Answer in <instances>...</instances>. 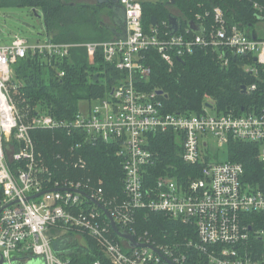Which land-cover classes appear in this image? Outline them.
<instances>
[{"label": "built area", "instance_id": "built-area-1", "mask_svg": "<svg viewBox=\"0 0 264 264\" xmlns=\"http://www.w3.org/2000/svg\"><path fill=\"white\" fill-rule=\"evenodd\" d=\"M120 3L127 14L126 40L84 45L50 40L31 45L15 36L11 43L0 44V255L6 264H16L20 254L27 259L40 257L45 264H73L53 250L49 232L57 231L88 235L108 264H264V106L243 110L242 115L221 113L207 98L203 112L175 114L166 111L158 91L147 92L138 85L151 75L146 64L151 50L171 70L175 60L200 50L211 53L223 68L241 57L246 62L243 70L259 77L264 72V38L231 25L221 8L195 15L192 22L202 32L188 26L183 33L172 34L167 22L163 28L157 25L146 31L141 3ZM254 7L264 19V6L255 3ZM74 48H84L93 59L102 54L123 77L95 106L80 108L74 119H57L21 96L23 83L16 78L15 66L21 59L37 58L61 79L65 72L60 66ZM257 90L258 84H253L247 94ZM36 130L75 134L88 144L112 147L125 175L124 198L108 197L103 180L54 179L37 152ZM168 133L181 147L182 163L201 170L183 177L164 174L150 184L149 168L160 162L150 138ZM210 141L222 150L233 141L257 146L262 179L247 181L241 163L211 162ZM80 148L81 143L70 148L73 159L68 163L86 170L87 162L77 153ZM139 211L164 213L192 228L194 236L190 233L183 241L159 245L136 231ZM110 218L120 233L152 248H136L122 240Z\"/></svg>", "mask_w": 264, "mask_h": 264}, {"label": "trees", "instance_id": "trees-1", "mask_svg": "<svg viewBox=\"0 0 264 264\" xmlns=\"http://www.w3.org/2000/svg\"><path fill=\"white\" fill-rule=\"evenodd\" d=\"M255 3L264 6V0L144 2L142 3L143 25L146 31H150L152 18L155 17L157 25L163 28V23H169V18L173 15L171 8H176L180 13L178 19L183 33L189 23L195 20L196 14L221 8L231 25H237L249 35L257 37L254 27L261 21L254 7ZM0 6L41 10L48 32L55 43L80 44L85 43L86 40L95 41V38L88 36L87 39L82 40L74 38V33L83 31L80 22L73 14V10L80 6L72 7L64 0H0ZM86 7L88 10L92 9L93 14L99 13L103 8ZM84 24L91 25L95 33L100 35L101 43L111 40L106 30L98 27L94 19H85ZM87 55L84 48H74L60 66L65 72V76L61 79L57 78L55 70L42 60L21 59L15 66L16 78L23 83L21 96L34 107H39L42 112L57 119H74L80 110L81 102L96 101L110 96L123 77L115 67L105 63L102 54L99 53L94 57V65H90ZM146 56V64L151 68V75L146 81L138 82V85L147 92L163 91L165 95L161 101L169 113L199 114L203 112L207 98L215 103L221 113L234 111L236 115H242L243 110L249 111L264 106V72L259 77L246 73L243 70L246 62L241 57L233 58L231 65L223 68L211 53L200 50L195 55L186 57L183 62L175 60L171 70L155 51L147 52ZM253 84H258L256 93L243 94L242 87ZM33 138L37 152L44 157L54 179H91L93 182L103 180L108 197L124 198L125 175L122 163L112 147L106 144H88L79 135L69 136L64 132L47 130L34 131ZM78 143L82 144V148L77 149V153L87 162L86 170L75 169L68 163L72 158L70 148ZM149 143L152 151L158 153L160 157V162L155 167L149 168L150 184L164 174L183 177L189 172H200V167L194 170L182 163L181 147L173 134L151 136ZM258 149L253 144L233 141L227 150V161L241 163L246 170L247 181L250 182L262 179L263 167L258 162ZM2 199L3 190L0 187V201ZM135 227L139 235L148 234L151 240L159 245L183 241L190 233L194 236L192 228L183 225L180 221L170 219L164 213L139 211ZM81 236L86 240L87 248L72 246V253L68 256L62 254L61 257L69 258L73 264H93L97 261L108 264L94 239L88 235ZM117 240L120 241L119 238ZM21 257L26 258V255L20 254L19 258Z\"/></svg>", "mask_w": 264, "mask_h": 264}, {"label": "rangeland", "instance_id": "rangeland-1", "mask_svg": "<svg viewBox=\"0 0 264 264\" xmlns=\"http://www.w3.org/2000/svg\"><path fill=\"white\" fill-rule=\"evenodd\" d=\"M66 3H75L80 8H76L73 10V14L76 16L77 21H79L80 26L83 31L80 33H74V38L78 39H87L95 38V41L101 40L100 35L96 34L95 31H92L91 25L84 24L85 19L90 20L94 19L97 23V26L100 27L102 22H105V19H108L110 15L107 9H102L99 13H94L93 10L87 9L86 6L92 7L95 5L94 0H64ZM141 4L144 2L154 1V0H137ZM166 1V0H164ZM86 7V9H85ZM173 15L179 17L180 13L176 10V8H171ZM95 15V16H94ZM78 16V17H77ZM80 19V20H79ZM83 23V24H82ZM255 31L260 38H264V21L258 22L254 27ZM0 44H9L14 40L15 36L25 38L31 45L43 44L52 40L50 33L48 32L44 14L41 10H36L34 12L31 8H23L18 6H0ZM104 35V34H103ZM95 41L86 40L85 43H76L70 45H84L88 43H94ZM67 44V43H66ZM90 65L95 64V60L88 56ZM99 103V100L96 101H84L80 103L81 109H86L89 104L95 106ZM212 114H215L212 112ZM210 143V150L208 154L211 157V162H226L228 148L222 150L217 147L216 144ZM53 239V250L57 254L69 255L72 253L71 247L75 248H87V242L81 235L73 234V233H62L57 232L49 235ZM35 261H39L40 257H33Z\"/></svg>", "mask_w": 264, "mask_h": 264}, {"label": "water", "instance_id": "water-1", "mask_svg": "<svg viewBox=\"0 0 264 264\" xmlns=\"http://www.w3.org/2000/svg\"><path fill=\"white\" fill-rule=\"evenodd\" d=\"M96 1H97L98 6H106V9L108 10L112 21L114 22L115 27L118 28L120 31L119 33H117L118 31L116 28H109V30H111L113 33H115V35H116L115 40H126L127 39V14H126L125 7L123 5H121V3H120V0H96ZM34 12H36V10H34ZM260 21H264V19H260ZM152 26H154V27L157 26V19L155 17L152 18ZM189 26L193 31L202 32V27L195 24L192 21L189 23ZM169 28H170V31L172 34H176L179 32V30L181 29V22L179 21L177 16H175V15L170 16ZM254 38H256V37H254ZM179 61L183 62V60H179ZM96 79H98V77H96ZM242 90H243V94H247V87H245V86L242 87ZM157 94L159 96L165 95V93L163 91H158ZM206 106L211 108V109L213 108V106L210 104H207ZM40 196H41V194L35 195L31 199L35 200V199L39 198ZM100 208L104 210L103 207H100ZM105 213L107 215L109 214V213H107V211H105ZM110 219H111L112 228L114 229V231L117 233V235L122 240H126V241L131 242L132 245L136 248H152L150 246L138 243L136 241V239L129 234L120 233L118 231V227H117L115 221L112 218H110ZM0 264H6L5 259H3V257L1 255H0Z\"/></svg>", "mask_w": 264, "mask_h": 264}, {"label": "crops", "instance_id": "crops-1", "mask_svg": "<svg viewBox=\"0 0 264 264\" xmlns=\"http://www.w3.org/2000/svg\"><path fill=\"white\" fill-rule=\"evenodd\" d=\"M137 1V0H136ZM94 2H95V5H93L92 7H99L98 5H97V2H96V0H94ZM149 2H152V3H159V2H164V0H154V1H149ZM140 3V2H139ZM72 7L73 6H77L75 3H69ZM142 5V4H141ZM77 7H79V6H77ZM100 28H102V29H104V30H106V32H107V34H108V37H109V39H111V40H114V39H116V35H115V33H113L111 30H109V28H116L115 27V25H114V22L112 21V19H111V17H110V15L108 16V19H105V22H102L101 24H100ZM117 29V33H119L120 31H119V29L118 28H116ZM92 31H94L93 29H92ZM67 44H76V43H67ZM52 233H55V231H50L49 232V234H52ZM34 258H30V259H19V260H17L16 261V264H45V262L43 261V259H40L39 261H35V260H33Z\"/></svg>", "mask_w": 264, "mask_h": 264}, {"label": "flooded vegetation", "instance_id": "flooded-vegetation-1", "mask_svg": "<svg viewBox=\"0 0 264 264\" xmlns=\"http://www.w3.org/2000/svg\"><path fill=\"white\" fill-rule=\"evenodd\" d=\"M97 2V1H96ZM100 7V6H99ZM101 7H103L102 9L104 10V9H106V6H101Z\"/></svg>", "mask_w": 264, "mask_h": 264}]
</instances>
